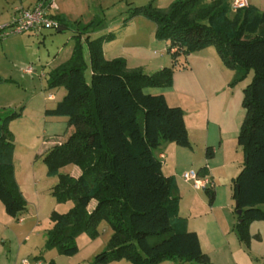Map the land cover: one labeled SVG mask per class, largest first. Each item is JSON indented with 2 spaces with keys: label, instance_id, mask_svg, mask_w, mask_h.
I'll return each mask as SVG.
<instances>
[{
  "label": "trees",
  "instance_id": "16d2710c",
  "mask_svg": "<svg viewBox=\"0 0 264 264\" xmlns=\"http://www.w3.org/2000/svg\"><path fill=\"white\" fill-rule=\"evenodd\" d=\"M232 1L175 0L166 10L153 4L134 9L131 18L142 15L153 20L157 38L169 42L172 65L154 74L129 70L123 58L107 60L103 44L114 35L92 40L90 34L100 29L98 23L76 21L79 29L72 55L51 72L50 79L51 87L64 86L67 93L46 111L48 116L66 117L74 132L43 156L48 176L59 179L51 194L58 202L72 201L74 206L66 213L50 215L48 250L74 256L79 252L78 238L96 237L101 222L107 221L113 236L94 264L123 258L131 264H210L198 234L188 231L179 215L176 182L164 174L163 162L155 154L166 143L193 148L185 112L170 106L164 95L145 92L172 87L176 70L189 68L188 57L209 47L235 72L231 87L253 73L244 90L246 115L238 135L244 165L233 180V199L239 204L235 212L242 210L237 214L236 234L249 248L250 225L264 221V10L249 6L234 13ZM53 19L64 27L65 18ZM83 35H87L90 54V82L85 75ZM14 116L11 113L0 124V202L10 217L23 221L27 202L15 178V146L8 127ZM206 155L214 156L212 147ZM70 165L81 170L79 177L60 173ZM199 174L207 176L205 169ZM204 191L213 204L212 183Z\"/></svg>",
  "mask_w": 264,
  "mask_h": 264
},
{
  "label": "rangeland",
  "instance_id": "374dc122",
  "mask_svg": "<svg viewBox=\"0 0 264 264\" xmlns=\"http://www.w3.org/2000/svg\"><path fill=\"white\" fill-rule=\"evenodd\" d=\"M174 1L66 0L65 4L71 9V15L66 17L65 29L62 32H58L55 28L43 30L40 33H26L0 39V78L2 79L0 124L6 116L15 113V116L9 120L8 127L15 146L13 152L15 178L27 202V210L21 216L23 221L10 217L0 202V264H22L24 259L31 264H36V256L41 257L44 264H94L96 255L108 249L113 230L107 221L101 222L98 228L99 234L96 237L92 238L88 234H83L78 238L79 252L74 256L61 255L56 249L48 250L45 246L47 232L53 227L50 220L52 212L63 214L74 206L72 201L58 202L51 194L52 188L59 179L48 176L47 167L43 162V155L46 152L55 145L66 142L74 132V128L69 127L66 117L46 114V111L54 109L67 93L64 86H50L51 72L69 60L72 55L70 53L75 45L74 36L79 29L76 26V19L84 25L92 21L98 23L100 29L90 34L92 40L114 35L112 40L103 44V50L107 45V52L112 47L115 49L123 46L143 48L150 50L153 55H156L154 57L162 55L172 61L167 48L169 42L160 40L156 36V23L142 15L131 18V13L136 8L150 4H153L155 8L166 10ZM253 1L260 10H264V0ZM13 17L2 18L1 24L9 25L13 22ZM86 38L87 35L82 36L87 62L85 75L90 82L92 70ZM180 61L183 62L184 57H181ZM137 66H143L145 70L143 68L134 70H141L145 74L156 72H151L147 63H138ZM251 75L253 76V73ZM157 91L158 88H147L145 92L153 95L152 92ZM158 151L159 149L155 150L156 155ZM80 172L81 170L74 165L60 171L61 174L72 176ZM215 190L218 196L217 205L220 206L217 210L219 218L223 220V223L227 219L238 223L235 212L236 203L233 199L234 186L229 175H221ZM197 193L204 195L210 205L209 197L204 190ZM94 204L93 201L91 209ZM232 237L239 243L238 239L234 238L236 236ZM255 262L264 264L263 261L255 260ZM169 263L164 261L160 264ZM107 264H131V262L123 258ZM177 264L180 263L177 262Z\"/></svg>",
  "mask_w": 264,
  "mask_h": 264
},
{
  "label": "crops",
  "instance_id": "0c3cea01",
  "mask_svg": "<svg viewBox=\"0 0 264 264\" xmlns=\"http://www.w3.org/2000/svg\"><path fill=\"white\" fill-rule=\"evenodd\" d=\"M37 1L0 0V24L1 19L6 16H14V19L17 8L32 9ZM51 1L56 7L51 11L53 16H62L66 20V17L71 15V9L65 4L66 0ZM248 2L249 6L259 9L253 0ZM2 25L0 27H5ZM106 46L105 58H125L129 70L143 68L137 66L138 63H147L151 72H157L173 62L166 56L154 57L156 55L148 49L123 46L119 49L112 47L107 52ZM72 52L73 49L70 55ZM187 63L188 69L176 70L174 73L172 87L158 88L157 92H152L153 95H164L170 106L184 110L185 123L193 147L188 149L174 143H166L159 148L157 155L163 162L164 174L173 177L176 182L177 195L180 198L179 215L185 219L187 230L198 234L202 249L210 258V264H257L255 260L264 262V221H255L250 225V245L248 249H244L245 245L236 234L237 223L227 219L224 224L217 214L220 209L217 205L218 196L214 203L209 205L207 198L197 193L200 190H195L183 179L187 171L199 172L205 169L207 177L216 189L221 175H229L231 183L238 176L244 165L243 149L238 144V135L246 115L243 108L244 90L252 82L253 76L250 73L245 81L231 87L235 72L225 67L214 47L191 54ZM209 147L214 150L212 158L206 155ZM80 174L81 172L77 173L75 177ZM232 236H236L234 238H237L239 243L233 240ZM35 258L36 264H44L41 257Z\"/></svg>",
  "mask_w": 264,
  "mask_h": 264
},
{
  "label": "built area",
  "instance_id": "2783aa9c",
  "mask_svg": "<svg viewBox=\"0 0 264 264\" xmlns=\"http://www.w3.org/2000/svg\"><path fill=\"white\" fill-rule=\"evenodd\" d=\"M249 7L248 0H233L231 3L232 12L236 13L240 9ZM55 5L51 0H38L32 9L17 8L13 22L5 27H0V39H6L13 35L28 33H40L43 30H50L59 27L58 22L51 14ZM183 179L191 183L195 190H205L211 185V180L207 176H201L199 172L190 170L184 173ZM22 264H31L24 259Z\"/></svg>",
  "mask_w": 264,
  "mask_h": 264
},
{
  "label": "water",
  "instance_id": "95a60500",
  "mask_svg": "<svg viewBox=\"0 0 264 264\" xmlns=\"http://www.w3.org/2000/svg\"><path fill=\"white\" fill-rule=\"evenodd\" d=\"M65 28L64 27H58V32H62L63 30H64ZM239 206V204L238 203H236V207H238ZM237 214L238 215H241L242 214V210H239L238 212H237Z\"/></svg>",
  "mask_w": 264,
  "mask_h": 264
}]
</instances>
